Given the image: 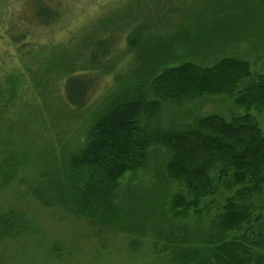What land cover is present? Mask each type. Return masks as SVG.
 I'll return each mask as SVG.
<instances>
[{"label": "trees", "instance_id": "trees-1", "mask_svg": "<svg viewBox=\"0 0 264 264\" xmlns=\"http://www.w3.org/2000/svg\"><path fill=\"white\" fill-rule=\"evenodd\" d=\"M9 1L0 2V43L17 48L23 66L0 72V136L2 116L15 115L18 98L50 80L58 82L73 112L99 101L78 149L64 153L62 168L45 171L29 193L102 228L138 238L152 232L170 264H264V131L255 116L264 114V73H255L248 60L216 55L220 44L261 37L264 0H155L157 8L174 4L171 14L191 21L192 30L202 35L182 48L177 43V50L171 40L167 53L141 57L126 78L115 74L118 87L104 97L102 82L116 73L123 38L145 37L171 18L162 20L157 13L150 23L149 0H118L67 44L54 45L53 37L78 19L79 0H17L18 7ZM142 7H148L146 16ZM217 31L225 35L217 37L238 38L210 40ZM81 37H93L85 49L76 45ZM108 37L115 43L110 45ZM19 71L32 76V86ZM207 97H227L243 113L164 122L166 105ZM29 163L22 150L0 153V185L18 179ZM140 172H148L149 189L123 183ZM212 210L216 216L208 232L169 223V229L161 228L162 221L176 223L192 214L203 218ZM3 220L8 229L26 230L21 214Z\"/></svg>", "mask_w": 264, "mask_h": 264}, {"label": "rangeland", "instance_id": "rangeland-1", "mask_svg": "<svg viewBox=\"0 0 264 264\" xmlns=\"http://www.w3.org/2000/svg\"><path fill=\"white\" fill-rule=\"evenodd\" d=\"M116 1L118 0H100L99 4H93L91 0H79L77 5L80 7L75 11L79 15L78 19L76 18L77 20L70 25L68 28L70 31L67 29L56 34L52 44H67L73 38V33L84 26H92L104 15L106 9L113 7ZM154 1L149 0L146 4H149L151 10L150 17L159 13L162 15L161 18L163 17L162 20L167 17L171 19L168 18L167 24L163 23L164 26L159 30L162 31L160 35L159 31H155L145 37H131L130 34L131 36L127 35L123 38L119 53L120 57L122 56L121 62L117 66L116 73L103 80L101 97L117 89L115 74L126 78L130 72L138 69L137 60L141 57L146 59L167 53L171 40L177 50V43L183 44L182 48L186 40L196 41L199 40L197 37L202 35L197 36V32L192 30L194 26L191 21L185 20L180 15L174 17L171 14V9L176 8L174 4L168 9L157 8ZM17 5V0L8 2L10 7H18ZM145 9L148 7H142L140 10L143 16L147 15ZM150 17L148 18L150 23L156 22V17L153 19ZM205 26L202 25L201 28ZM258 26H263L260 31L261 37H249L245 42L237 44L218 45L216 48L218 59L237 57L248 60L255 73H264V20L259 21ZM224 27H228V24ZM163 30H168L170 34L166 36ZM92 33L100 35L97 31ZM222 34L220 32L212 35L210 40L238 38L217 37ZM92 38L81 37L76 45L85 49ZM108 38L110 45L115 43L114 37ZM78 47L75 44L71 46L74 51ZM16 50L17 48L8 45L7 42L0 43V61L4 59L0 64V72H4L3 74L10 70H21L23 64L18 58L21 54L16 53ZM14 53L15 57L11 55ZM140 71L139 69L137 74ZM21 74L24 75V83L31 85L32 76L28 72ZM25 84L22 87L26 86ZM23 95L24 97L18 98L16 102L15 115L12 118L6 117V114L5 117L2 116V136H0L2 157L22 150L29 154L30 163L18 179L5 186L0 185V264H170V255L164 252L162 244L156 240L152 232L147 237L138 238L102 228L75 216L62 206H46L29 193L34 180L43 181L41 176L45 171L62 168L64 153L78 149L80 140L85 135L86 123L91 120L99 101L92 103L86 110L73 112L62 100L58 82L52 80L39 91L32 88L29 89V93ZM233 112L242 114L243 110L235 108L231 99L207 97L182 106L166 105L163 108L162 118L165 123L178 124L182 121L190 123L195 118L209 114L230 117ZM255 116L264 131V114L255 113ZM6 143L9 146L6 147ZM129 180L133 184H141L142 190L150 188L148 172L129 174L123 183ZM17 214L24 217L26 230L18 227L8 229L4 224V217ZM215 216L216 210H212L205 213L203 218L192 214L186 220H178L176 223L170 220L162 221L160 224L161 228L166 227V229H169L171 224L175 229L185 227L196 232H208Z\"/></svg>", "mask_w": 264, "mask_h": 264}]
</instances>
